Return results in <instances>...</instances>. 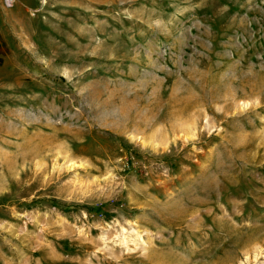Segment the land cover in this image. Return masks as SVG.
I'll use <instances>...</instances> for the list:
<instances>
[{
	"label": "rangeland",
	"instance_id": "374dc122",
	"mask_svg": "<svg viewBox=\"0 0 264 264\" xmlns=\"http://www.w3.org/2000/svg\"><path fill=\"white\" fill-rule=\"evenodd\" d=\"M0 0V264H264V0Z\"/></svg>",
	"mask_w": 264,
	"mask_h": 264
},
{
	"label": "built area",
	"instance_id": "2783aa9c",
	"mask_svg": "<svg viewBox=\"0 0 264 264\" xmlns=\"http://www.w3.org/2000/svg\"><path fill=\"white\" fill-rule=\"evenodd\" d=\"M13 1H14V0H13ZM13 1H12V2H13Z\"/></svg>",
	"mask_w": 264,
	"mask_h": 264
}]
</instances>
